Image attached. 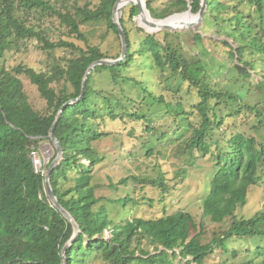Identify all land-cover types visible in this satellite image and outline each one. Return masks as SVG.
<instances>
[{
	"label": "trees",
	"instance_id": "1",
	"mask_svg": "<svg viewBox=\"0 0 264 264\" xmlns=\"http://www.w3.org/2000/svg\"><path fill=\"white\" fill-rule=\"evenodd\" d=\"M80 1L73 0L75 13L72 14L57 9L49 0H0V264H64L63 248L73 236V223L55 207L47 191L46 175L55 157L46 164V172L43 173L36 170L33 153L39 151L43 141L53 143L50 129L62 106L81 96L90 65L102 58H118L123 45L119 28L113 20L117 0H100L94 9L90 8L88 1L80 6ZM190 1L192 11L197 13L201 0ZM189 5V0H169L163 7L155 6L153 0L147 2L152 16L158 19L186 11ZM252 6H255L254 12L250 10ZM33 8L43 14L52 11L58 15L63 26H69L76 39L87 46L81 47L73 39L50 40L31 23L30 17L24 15ZM138 13L136 4L129 5L127 16L130 19ZM76 16L83 18L78 20ZM126 20L123 13L122 25L128 42L126 59L115 65L95 67L89 74L85 94L65 107L54 131L63 148V158L51 173V185L81 229L67 250L68 264H207L216 252L217 244H221L224 252H230L227 248L233 242L250 248L248 236L261 238L257 249L261 252L259 255L264 256V229L259 228L264 221V212L255 216H239L237 213L247 204L250 189L263 183L260 170L264 167V136L259 138L253 132H237L229 135L224 147L220 145L221 138H214L218 128L224 124L222 106L227 101L239 100L243 109H256L264 102H247L244 96L249 90L264 87V79L257 84L251 83L252 70L256 71L254 62L258 59L248 58L250 52V55L260 53V58L264 59V0H208L206 23L213 25L219 35L232 38L237 46L230 39L216 40L205 37L202 32L194 33L199 45L206 46L207 39L214 48L228 47L225 50L227 56L219 53L207 61L202 53L198 60H189L182 48L170 39L174 35L172 31L149 33L141 27L129 28ZM87 21H105L108 34L114 37L112 46L116 47L112 50L101 45H89L87 36L80 29V23ZM134 32H138L140 40H133ZM32 38L38 39L44 49L66 47L79 51V55L69 58L64 66L56 65L55 70L49 72H38L23 64L11 70L6 68L1 62L6 52L18 47L21 41ZM207 51L203 49V52ZM139 56L147 59L148 67L156 72L158 85L176 81L172 94L177 93L180 100L186 99L185 95L196 94V101H192L191 106L186 107L184 101H179L177 105L167 103V107L169 111L173 110L174 116L186 117L192 108L198 123L189 121L194 134L186 148H197L204 155L211 154L217 164L210 192L203 201L201 220L206 217L213 222H222L228 217L234 219L223 236L207 243L201 238L203 223L198 229L191 213L179 210L158 217H145L137 213L142 203L130 192L128 195L104 197L97 193L99 183L92 182L95 166L106 158L94 148V143L107 135L101 121L106 114L96 98L107 100L106 109L111 119L124 116L136 119L137 116L151 121L148 113L130 109V104L135 103L132 99L124 104L119 98L112 99L97 90L95 74L107 71L114 83L133 82L140 86L146 95L138 104L147 106L151 102H165L163 96L158 97L151 87H145V77H129L128 72ZM235 57L237 62L232 66L229 60ZM223 70L228 74L220 80L224 87L218 89L213 83V73ZM22 74L37 85L45 101L44 110L37 109L29 101L20 78ZM62 78L68 82L64 87L53 86ZM262 96L264 98V93ZM146 130L152 131L153 126L148 124ZM53 145L58 154L57 147ZM214 146L217 148L215 152ZM82 159L90 165L83 163ZM130 179L123 178L120 184L127 187ZM67 181L73 184L66 187ZM152 183L166 188L163 179ZM109 186L117 189L118 184ZM107 230L110 237L105 236ZM144 240L154 247V251L143 245ZM234 249L235 246L231 251ZM246 264H264V260L254 263L248 259Z\"/></svg>",
	"mask_w": 264,
	"mask_h": 264
},
{
	"label": "rangeland",
	"instance_id": "2",
	"mask_svg": "<svg viewBox=\"0 0 264 264\" xmlns=\"http://www.w3.org/2000/svg\"><path fill=\"white\" fill-rule=\"evenodd\" d=\"M49 1L51 5L63 12L75 13L73 0ZM87 1L90 3V8L93 9L100 3V0H81L79 5L84 6ZM142 1L148 2V0ZM168 1L153 0V4L163 7ZM129 5L131 4H127L123 11L124 16L126 15L127 17L126 23L129 28L137 26L144 28L149 33L160 32L148 31V29L140 25L137 16L130 19L127 16ZM254 9L255 6H252L250 10L254 12ZM148 11L151 14L149 9ZM24 15L30 17L31 23L35 24L38 29L46 34V37L54 42L59 39H73L76 40L77 45L81 47L87 46L83 41L77 40L76 34L70 31L69 26H63L59 16L53 14L52 11L43 14L40 10L33 8L26 11ZM76 17L78 20L83 18V16ZM80 29L87 36L89 45H101L104 49L110 47L112 50L116 47L112 46L114 37L111 33L108 34L109 28L105 21L81 22ZM197 32H202L205 37H214L216 40L230 39L233 42L232 38L226 35H219L216 28L207 24L205 19L195 27L191 26L187 29L173 32L174 35L170 39L182 48L189 60H198L202 57V54L205 61L213 59L219 53H222L220 55L223 57L227 56V51L225 52L226 48L228 49L227 46L214 48L207 39L206 46L199 45L198 40L194 37V33ZM158 35V37H162V34ZM132 36L134 41L140 40L138 32H134ZM204 48L208 50L206 53L203 52ZM200 53L202 54L199 56ZM78 55L79 51L76 50L74 52L71 48L66 47H57L53 50L44 49L38 39L32 38L21 41L18 47L14 46V48L8 50L1 62L10 70L19 64H23L32 67L38 72H49L54 71L56 65L64 66L69 58H74ZM250 56L253 59H258L254 62L256 71L252 70L253 76L251 78V83L257 84L258 81L264 79V59L263 57L260 58V53L250 55V52H248V58ZM146 60L144 57L139 56L138 61L126 73L128 72L129 77L137 79L145 77V87H151L152 92L158 97L163 96L165 100L163 104L158 102H151L147 106L138 104L143 101L146 95L145 91L140 86L134 85L133 82L114 83L107 71L97 73L94 76V86L97 90L103 91L104 95L112 99L119 98L124 104L129 99H132L135 103L130 104V109H136L140 111L139 113H148L151 121L147 122L145 118H138L137 116L136 119L128 116L120 119H111L106 109V105L108 106L107 100L102 97L96 98V101L106 114L101 121L102 129L107 132V135L96 141L94 148L97 153L104 157L106 156V158L95 166L92 182L99 183L100 186L97 189V193L104 197L128 195L130 192L139 203H142L138 207L137 213L145 217H158L179 210L191 213L196 219L198 229L200 227L199 224L203 223L201 238L204 243H207L216 237L223 236L234 219L228 217L222 222H213L206 217L201 220L203 201L210 192L211 179L217 169V164L211 154L204 155L197 148L194 150L186 148L194 134V127L189 126V121L194 122V124L198 123L192 108L187 111L188 113L191 112L187 113L189 116L186 117L182 115L174 116L173 110L169 111L167 107V103L171 102L177 105L179 101H184L186 107L191 106L190 103L196 101L197 97L195 93H191V95H185L186 99L180 100L177 93L173 95L172 91L176 81L172 83L163 82L162 85H158L156 82L157 74L152 68L148 67ZM236 62V57L233 60H229V64L232 66ZM213 74V83H216L218 89H222L224 86L220 83V80L225 78L228 71L223 70ZM20 78L29 101L37 109L44 110L45 101L41 97L37 85L33 84L26 74L20 75ZM67 83L62 78L53 83V86L62 88ZM68 89L72 90L71 85H68ZM262 93H264V87L262 89L258 87V90H249L244 94L245 101L262 102L264 100ZM238 101H227L222 106V116H225L224 124L214 134L215 139L221 138L220 145L222 147L226 146V139L229 135L237 132H253L259 138L264 136V102L258 104L260 107L258 106L256 108L258 111H256V109L251 107L243 109ZM119 108L123 110V107ZM148 124L153 126L152 131L146 130ZM150 149L153 152H149ZM213 150L215 152L217 148L214 146ZM56 155L53 143L50 140L43 141L39 151L33 153L36 169L45 171L46 164L52 161ZM82 162L90 165V162L85 159H82ZM260 171V179L263 183L257 188L250 189L247 204L242 210H237V213L240 214L239 216H255L258 212H264V167ZM126 177L131 179L129 186L124 187V185L120 184V180ZM160 179L164 180V187L166 188L163 189V186L152 183L153 180L159 182ZM111 183H117V189L111 188L109 186ZM72 184V181L65 183L66 187ZM140 186L143 188H140ZM132 187H136L137 190ZM259 226L260 229H264V221ZM105 236L110 237V231L107 230ZM248 237L250 248L238 242L230 243L227 249L232 252L231 249L235 246L233 252L236 251V255L234 256L233 252H224L221 244H217L215 246L216 252L210 256L206 263L246 264L248 259H252L254 263L264 260V256L259 255L261 252L257 249V245L262 242L261 238L259 236ZM143 245L154 251V247L147 244L146 240H144Z\"/></svg>",
	"mask_w": 264,
	"mask_h": 264
},
{
	"label": "water",
	"instance_id": "3",
	"mask_svg": "<svg viewBox=\"0 0 264 264\" xmlns=\"http://www.w3.org/2000/svg\"><path fill=\"white\" fill-rule=\"evenodd\" d=\"M122 0H117L115 5H114V9H113V20L114 23L118 26L119 31H120V35H121V39H122V52L120 57L118 58H102L99 60H96L95 62H93L90 67L88 68L86 75H85V79L83 82V88H82V93L81 96L78 98H74L71 99L69 101H67L62 108L59 111V114L56 118V120L54 121L51 129H50V137L53 141V143L55 144V146L58 149V154L55 157V159L52 161L51 165L48 168V172L46 175V186H47V191H48V195L50 196V199L52 201V203L55 205V207H57V209L69 220L73 223V227H74V232H73V236L68 240V242L66 243V245L63 248V255L65 258V262L64 264H68V260H67V250L70 246L73 245V243L75 242V240L77 239L79 233L81 232V229L78 225V223L76 222V220L73 218V216L71 215V213L61 204V202L59 201L58 197L56 196L53 187L51 185V173L54 169L55 166H57L62 158H63V148L60 144V142L58 141L57 137L54 134L55 131V127L65 109L66 106L75 103L76 101L80 100L82 98V96L85 94V88H86V84H87V80L89 77V74L93 71V69L95 67H97L98 65H115L117 63H119L120 61H123L126 59V55H127V50H128V42H127V38H126V34L122 25V17H123V11H124V7L127 4H136L139 7V13L137 15L138 19H142L141 18V13L142 11L146 10V12L149 13L148 11V6L147 3L143 2L142 0H130L128 2H126L123 6H120V2ZM191 1L189 0V8L184 11V12H179V13H174L168 17L165 18H161V19H156L154 17L151 16V14L149 13V15L153 18L152 21L149 20H144L147 22V24L152 27L153 30H148L150 32H154V31H164V30H168V31H179L182 29H187L189 27H195L197 25H199L201 22L204 21L205 19V15H206V11H207V6H208V0H201V7L200 10L197 13H194L192 11V6H191ZM191 14L194 15L196 17L195 20L193 21H184V22H172L170 23L169 20L175 16V15H181V14ZM140 21V20H139ZM140 25L145 27L144 24H142V22L140 21ZM146 28V27H145Z\"/></svg>",
	"mask_w": 264,
	"mask_h": 264
},
{
	"label": "bare ground",
	"instance_id": "4",
	"mask_svg": "<svg viewBox=\"0 0 264 264\" xmlns=\"http://www.w3.org/2000/svg\"><path fill=\"white\" fill-rule=\"evenodd\" d=\"M128 1H130V0H122L121 2H120V6H123L126 2H128ZM145 15H146V17H147V19H146V17H145ZM194 15H191V14H187V13H185V14H181V15H175V16H173L170 20H169V22L170 23H172V22H184V21H193V20H195L196 19V17H193ZM141 18L142 19H139L141 22H142V24H144V26L146 27V29H148V30H153L152 29V27H150L148 24H147V22L146 21H144V20H148L149 19V21H152L153 20V18L149 15V13L148 12H146V10H144V11H142V13H141ZM139 21V22H140Z\"/></svg>",
	"mask_w": 264,
	"mask_h": 264
},
{
	"label": "built area",
	"instance_id": "5",
	"mask_svg": "<svg viewBox=\"0 0 264 264\" xmlns=\"http://www.w3.org/2000/svg\"><path fill=\"white\" fill-rule=\"evenodd\" d=\"M35 163V162H34ZM36 167V166H35ZM37 170V169H36ZM46 172V171H43V173Z\"/></svg>",
	"mask_w": 264,
	"mask_h": 264
}]
</instances>
